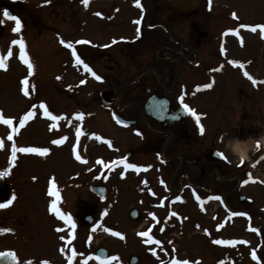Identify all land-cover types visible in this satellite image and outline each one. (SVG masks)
<instances>
[{
  "label": "rangeland",
  "instance_id": "obj_1",
  "mask_svg": "<svg viewBox=\"0 0 264 264\" xmlns=\"http://www.w3.org/2000/svg\"><path fill=\"white\" fill-rule=\"evenodd\" d=\"M114 1L120 6V11L111 14V28L96 39L94 31L99 24L95 21L96 12L109 8L111 10L112 2L89 0L87 7L83 4L68 7L67 42H72L75 48L80 46L75 43L80 38L90 42L82 44L85 51L78 52L80 57L86 55L84 63L93 70L94 63L91 60L95 56L92 55L94 42L101 49L103 42L109 39H116L118 42L120 39L117 40V36H121L120 33L130 26L132 34L129 35V41L133 43L125 55L117 53L115 58L120 62L114 68L122 67L131 77L150 67L154 57L174 58L175 61L171 63L175 67L174 74L168 82L173 87L172 105L179 104L178 97L183 94L184 103L200 115L205 132H199L195 120L188 114L186 124L195 123L194 129L189 128L188 139L191 144L183 149L171 145L170 149L182 152L185 157L195 158L203 166L189 164L188 167L192 170L188 171V180L178 177L183 172L182 169L171 177L164 167L160 168V163L150 148L140 150L141 135L137 134L134 127L122 128L115 124L112 107L119 102L118 107L122 108L123 99L133 95L131 91L135 84L124 91H119L120 87L116 88L115 94L120 99L113 105L106 104L100 95L102 91H106L105 84H97L83 64L75 63L70 48L67 47L65 52L54 39H27L25 46L32 50L28 59L33 64V72L29 74L27 64L20 59L15 45H11L12 40L1 38L0 51L1 55L7 57V67L0 69V114L12 119L13 126L0 123V141L3 142V147L0 148V171L6 165L11 149L12 140L9 141L7 137L13 135L12 127H16L18 119L29 106L30 110L36 111V116L18 128L19 132L14 135L18 141L16 146L18 149L49 148V152L43 156L17 151L16 163L10 164L11 184H8L14 187L12 189L16 196L13 201L16 203L10 210L20 211V219L24 218V224H21L18 233L20 245L25 246L27 239L30 240L27 229L31 228L28 227L31 222L28 221L35 219L37 225L31 234L36 240V255L41 256L47 252L56 254V249L61 246L65 249L60 254L63 257L61 261L65 264H68L67 257L72 254L73 249L77 254L73 257L72 264H84L85 260L87 264H100L94 255L97 248H104L106 257H119L118 261H112L111 264H129L131 255L137 257L134 264H160L161 260L164 264H173L174 259L187 260L189 264H260V260L252 259V252L257 251L254 244L259 239L251 229H247V225L262 223L264 235V159H261L264 157V145L257 147L258 150L250 153L249 159L241 164L239 159L224 149V142L232 136L242 139L252 137L257 141L264 137V37L259 28L253 32L251 27H241L264 25V0H148L147 7L141 12L138 8L135 10L129 6L128 2L133 0ZM143 18L145 24L154 22L155 18L162 21L167 18L180 23L184 30L176 31L179 33L174 35L171 33L167 38L178 40L185 48L170 45L178 53L173 54L159 44H165V40L153 39L148 43H145V39L138 41L133 33L136 25L134 21ZM191 21L207 32V36L200 39L201 44L196 48L202 63L194 69L198 73L195 83L190 82L191 67L186 62L193 59L186 48H193L195 44L185 27ZM99 22L102 24L103 21ZM215 46L222 47V53H225L219 71V67H214L218 55ZM9 47L12 48L11 56H8ZM78 48L80 50L81 46ZM204 51H208L209 55L204 54ZM103 60L101 57L99 63L102 64ZM229 61L239 63L233 65ZM178 65L181 68L179 73ZM210 66L213 77L207 75V68ZM102 69L99 67L105 76L103 78L115 76L105 67L102 66ZM245 71L256 81L255 84L244 76ZM25 79L28 81L29 95V86H47V92L51 96L48 103L50 112L61 116V120H51L48 125L40 118L38 113L43 111L39 108L41 102H30L24 98L22 89L25 87ZM81 80L85 83L80 84ZM206 83H212L213 86L208 89L201 87ZM142 101L140 98L139 107ZM33 105H36L35 109H32ZM79 113H84L82 120L77 118ZM53 124L56 125L55 128H51ZM238 127L243 130L239 131ZM77 128L80 129L79 136ZM151 128H155V125H151ZM62 138L63 143L60 145L51 143L53 139ZM108 141H111V148ZM127 151H135L131 163L140 170L122 166L121 169L109 171L112 162L124 157ZM213 151L223 153L227 161L212 157ZM76 155H80L81 160H77ZM98 160H102L103 164H98ZM249 174L252 179L247 184H242ZM52 178L60 194L57 207L60 211H66V216H71L75 229L64 223V229L57 232L54 230L56 222L52 221L51 226L44 221L49 220L46 213L51 201L55 199L48 193ZM188 182L196 185V188L186 187ZM93 185L106 187V195L102 201L90 193L89 186ZM182 187L185 188L184 192L174 195L176 189ZM205 193L223 196V200L218 202L210 198L211 202L205 201ZM177 196L181 199L176 200ZM224 203L227 210L219 207ZM86 205L89 206V211H93L91 225H86L82 217L78 216L81 207ZM132 208L139 211V219L134 220L128 216ZM173 212L177 215H170ZM232 212H245L248 215L233 216ZM149 213H154L156 219L150 217ZM77 217L80 218L79 222ZM44 223H47V227ZM150 227L149 235L159 239L160 245L145 243L148 237L138 235L149 231ZM105 228L119 231L123 239L113 236ZM69 232L74 233V239L69 238ZM61 235L65 236V241L59 239ZM89 236L91 240L88 239ZM260 238L263 239L264 236ZM216 239H229L235 243L217 245L213 243ZM0 241L2 246H7L6 236H0ZM153 248L156 250L155 256L151 251ZM261 252H264V246Z\"/></svg>",
  "mask_w": 264,
  "mask_h": 264
},
{
  "label": "flooded vegetation",
  "instance_id": "obj_2",
  "mask_svg": "<svg viewBox=\"0 0 264 264\" xmlns=\"http://www.w3.org/2000/svg\"><path fill=\"white\" fill-rule=\"evenodd\" d=\"M95 2H98L99 0H92ZM112 2L111 10L110 8L107 10H103V12L98 11L101 13L100 16L95 15V21L98 22L99 24L96 25L94 31V37L95 39L97 37H100V35L105 34L110 27L109 21L111 20V14H113L115 11L118 10L120 11V6L117 5V3L114 0H109ZM129 6L134 8H138L141 10V7L136 6L134 3V0L132 2H128ZM148 0H141V5L143 8L147 7ZM72 5L75 6H81V0H50V2L45 3L44 0H0V20H3V24H0V39L7 37V39H19L23 37L25 44L27 39H34V40H39L43 41L44 39H54V41L57 42L58 45L61 46V49H63L65 52H67V47L65 45H62L59 41L61 39L65 40L67 42V35H68V7H73ZM135 6V7H134ZM7 8L9 12L12 15L18 16L21 19L22 22V28L20 33H14L12 32V28L15 27V22L7 19L6 17L3 16V9ZM97 13V12H96ZM132 18L129 20V23L131 24ZM164 20V19H163ZM165 18L164 21L155 18L154 22H150L149 24L144 23V18L141 21L139 25L136 24L135 28H133V33L136 34V39L143 40L145 39V43H148L149 40L153 39H158V40H165L166 43H159L163 48L168 50L170 53L173 54H178L176 50L170 47L172 46H181L184 47L183 45H180V42L178 40H169L167 38L168 35L173 33H179L176 31L179 30H184L183 27H181L180 23L175 22L174 19H172L174 22L171 21V19ZM99 21H103L102 24ZM124 21V19H123ZM136 21V20H135ZM126 25V24H125ZM130 27V26H129ZM129 27L125 28L121 34V36H117V40L120 39V41L116 43H112V40L109 39L107 42H103L101 46L102 49L99 47V44H96L97 42H94V47L92 55L94 56L93 59L91 60L94 63V69L98 75L102 77V80L97 81L95 78L93 80L97 84H105L106 91L101 92V99L104 101V95L103 93H106V97L109 99V102H105L106 104L113 105L116 103L117 99H120V96L118 97L115 93L116 88L120 87L119 91H124L126 88H128L131 84H135L134 89L131 91L133 92V95L130 96L128 99H123L122 103L123 106L122 108L118 107V103L115 104V109L117 111H112V113L116 112L118 113L123 119L132 121L128 125H121L118 124L115 119L113 118L115 124L119 127L122 128H128V127H134L135 131H139L141 135V142H140V150L150 148V151L156 155V160L160 163V168H165L167 172L171 174V177L174 176L173 174H176L179 172V170H183L181 175H178V177L184 178L185 180L189 179V172L192 169H190L188 166L189 164H198L199 167H202L199 161H197L195 158L192 157H185L182 152H176L172 151L170 149L171 145H175L176 147H179L180 149L187 148L191 144L190 139V133L189 130L194 129V125L192 122H190V125L186 124L187 120V115L185 113V116L182 121L176 120L169 124L168 126H161L159 125L151 116L145 113L143 110V107H139V102L140 98L143 99L142 104L144 100L150 95V94H155L156 96H163L166 97L169 100V108L170 109H175L177 107H180L181 104H176L172 105L173 100V87L171 86L169 80L171 79L172 75L174 74V65L172 66V62L175 61L174 58L170 57H154L153 62L151 63V66L148 68L142 69L139 73H137L136 76L131 77L125 69H122V67L114 68L116 65L120 62V60L116 59L117 53L125 55V52L129 49V46L131 43L129 41V35L132 34L131 30H129ZM140 28V33H137V28ZM186 27V32L189 35V37H192L194 39V47L193 48H186V50L190 53L191 57L193 58L192 60H187V64L190 68V75H191V81L190 82H196V77L198 76V73L194 71L197 66L201 65L202 60L199 54H197V49L198 46L201 44L200 39L205 38L207 36V32L205 30H202L199 28L198 24H196L194 21L188 22L185 25ZM94 28V27H93ZM111 28V27H110ZM118 35V34H117ZM148 35V37H146ZM124 38V39H121ZM82 38L78 39L81 40ZM116 41V39H114ZM144 43V44H145ZM81 46V49L79 50L77 46L76 50L78 55L80 56L79 52L85 51L84 48H82V44H79ZM107 45V46H105ZM159 45V46H160ZM158 46V45H157ZM15 50L17 51L18 55H20V50H19V45H15ZM218 55L216 56V61L214 67L217 68L219 67V70L221 69V65L224 59V54L222 53L221 49L222 47H214ZM28 47L25 46V52L27 56L32 54V50H29L28 52ZM55 51H58V49H55ZM79 51V52H78ZM214 51V50H213ZM36 53V52H34ZM208 53L204 51V54ZM217 54V53H216ZM1 55V51H0ZM209 55V53H208ZM86 55H82L81 59L84 61ZM103 57L102 64H100L99 59ZM205 57V56H204ZM208 59V58H206ZM183 60H185L183 58ZM185 62V61H184ZM111 64V65H110ZM114 64V65H113ZM102 66L105 67L108 71H112L115 76H109L108 79H105L103 77L104 74L100 72L99 67ZM119 66V65H118ZM161 67V68H160ZM184 66H182L183 68ZM113 68V69H112ZM214 68V69H215ZM103 70V69H102ZM181 70L180 66H177V72L179 73ZM218 70V71H219ZM213 69L207 68V75L212 76ZM214 72H217L214 70ZM177 73V74H178ZM210 77V78H211ZM212 80V79H211ZM172 81V80H171ZM34 83V81H32ZM174 83V82H173ZM29 86V85H28ZM166 86H170V89H167ZM156 87V88H155ZM31 89L30 93L31 95L29 96H24L25 100L32 101V102H43L47 106L48 110L50 111V107H48L49 100L51 96L47 92V86H41V84L37 85H32L29 86ZM34 88V90H33ZM141 89V90H140ZM143 96V97H142ZM29 103V102H28ZM31 109V106H29L28 109L24 110L23 114H25L28 110ZM21 115L20 119L23 118L24 115ZM39 116L40 118L47 122L48 125L51 123V118L46 117L43 115V111H39ZM10 119V118H9ZM33 120V118H32ZM167 121L168 119H164ZM190 121V119H188ZM30 121V120H29ZM194 122V121H193ZM151 125H155V128H151ZM13 126V124H12ZM9 127V126H8ZM20 124L17 123L16 128L19 132ZM190 128V129H189ZM239 131H242V127H238ZM16 132V133H17ZM15 133H13L12 137V144H11V149L10 153L5 161L6 165L3 167V170L12 168L10 164L14 165V162H10V156L12 152V146L16 142H18L16 139ZM180 140H184V143H181ZM18 149V147L16 146ZM135 151H127L124 155V157H119L116 161L123 160L125 163H131L132 161V155ZM18 154V153H17ZM16 154V155H17ZM22 155V154H21ZM183 157H182V156ZM187 155V154H186ZM217 159V158H216ZM221 159V158H220ZM16 163V162H15ZM124 164H119L118 166L115 165H110L109 169H121ZM17 167V164L16 166ZM92 169L94 168V165L91 167ZM2 170V171H3ZM187 170V171H186ZM111 171V170H109ZM204 171V169H203ZM202 171V172H203ZM166 172V173H167ZM202 174V173H201ZM162 177H165L164 175L161 174ZM202 176V175H200ZM9 175L5 177H0V203H5L7 200L11 199V195H14V187H10L8 183L9 181ZM168 178V177H167ZM11 184V183H10ZM186 187H195L196 185H193L191 183H187ZM105 188V195H106V187ZM185 188H179L176 189V193L174 195H179L183 193ZM89 191H90V186H89ZM204 191V190H203ZM90 193L94 195L91 191ZM212 194L205 193L204 200L209 201L211 198ZM214 196V195H213ZM239 199H241V196H239ZM16 202H13L10 206H7L5 208L0 209V228H8L11 229V231L2 233L0 236L4 235L8 238V244L7 246L3 244L0 241V252H6V251H12L16 254L17 261L16 264H25V261L31 260L33 261V264H41L42 261H48L49 264H65L62 263L61 259V246L56 249V254H51V252H47V254L44 255H36V240H34L33 234L31 232L34 231L36 228V220L32 219L29 224L27 231L30 232V240L27 239L26 245L21 246L20 245V240L18 238V233L20 232L19 228L21 224H24V218L20 219V211H11L10 209L15 205ZM89 206H83L80 209V214L78 215L82 221L86 225H91L87 224L85 222L84 216L90 214L92 216V221H93V211H89ZM4 210V211H2ZM7 210V211H5ZM63 214L65 212L61 211ZM264 213V211H262ZM46 217L49 220H44L47 221L51 226H52V221L56 222L57 224L54 225V230L57 228H61L62 230L64 229V223L66 224L65 221L59 220L58 217L56 216L55 213L51 211H47ZM79 217H77L78 222L80 221ZM45 219V216H44ZM47 224V223H46ZM45 227H47V225ZM50 226V227H51ZM263 224H254V225H247V229L250 230L251 228H256L259 230V232H254L250 230L252 233L256 234L258 236V241L254 244L257 246V251H256V256L257 260H260V264H264V252H261L263 246H264V238L261 239V236L263 235V230H261ZM229 240V239H228ZM4 243V242H3ZM64 248V247H62Z\"/></svg>",
  "mask_w": 264,
  "mask_h": 264
},
{
  "label": "snow or ice",
  "instance_id": "obj_3",
  "mask_svg": "<svg viewBox=\"0 0 264 264\" xmlns=\"http://www.w3.org/2000/svg\"><path fill=\"white\" fill-rule=\"evenodd\" d=\"M44 2L45 3H48V2H50V0H44ZM134 2L136 4V6L141 7V10L143 11V7L141 5V0H134ZM209 2H210V0H209ZM81 3L85 7H87L88 4H89V0H81ZM96 15L97 16H100L101 13L97 12ZM3 16L6 17L9 20L15 22V27L12 28V32H14V33H20L21 32L22 22H21V19L18 16L12 15L7 8L3 9ZM233 16H235V13H233ZM3 22H4L3 20H0V24H3ZM134 23H136L137 25H139L141 23V21L138 19V20L134 21ZM241 27L242 28L243 27H251V30L253 32H255L257 30V28H259L261 30L260 31L261 36L264 37V25H255V26L241 25ZM229 31H231V30H229ZM137 33H140V28L139 27L137 28ZM121 39H124V38H121ZM59 42L62 45H65L66 47H68V48L71 49V54L75 58V63L76 64H78V65L83 64V67L97 81L102 80V77L100 75H98L95 71H93L86 63H84V61L81 59V57L77 54V50L73 46L72 42H70V41L69 42H66L63 39H61ZM75 43L76 44H88L90 42L89 41H86V40H77ZM112 43H116V41L113 40ZM11 45H19L20 59L25 64H27L28 72H29V74H31L33 72V64L29 62L28 56H27V54L25 52V41H24L23 37H21L19 39L12 40L11 41ZM105 46H107V45H105ZM221 51H223V48L221 49ZM11 55H12V48L9 47L8 56H11ZM6 60H7V57L6 56L0 55V69H3V68H6L7 67ZM229 63L235 65V64H238L239 62L238 61H229ZM240 66L243 67L242 64ZM217 70H219V69H217ZM243 74L249 80H251L254 84L256 83V81L249 75L248 72L245 71ZM57 79H59V77H57ZM27 83H28V81L25 79L23 81V84L25 85V87L22 89L23 94L26 97L29 95V90H28V87H27ZM84 83H85L84 80H81L80 81V84H84ZM212 86H213L212 83H206V84H203L201 87H203L205 89H208V88H211ZM33 90H34V88H33ZM178 100H179V102H180V104L182 106V111L185 112L186 114H189L195 120V123H196V125L199 128V132L201 134H204L205 128H204V126L201 123L200 115H198L197 112L194 109L190 108L187 104L184 103V96H183V94L178 97ZM35 108H36V105H33L32 106V109H35ZM39 108L40 109H43V115L44 116L50 117L51 120H53V121H59V120L62 119V117L59 116V115H53V113L48 110L47 106L43 102H41L39 104ZM34 116H36V111H34V110H28L24 114L23 118L19 120L20 126H23L26 121L31 120ZM83 116H84V113H79L77 115V118L82 120L83 119ZM116 122L117 123H123L118 118H117ZM0 123H3L4 125L11 126L13 124V120L12 119H9V118H5L3 116V114H0ZM55 127H56L55 124L51 125V128H55ZM17 131L18 130L16 128H12V132L13 133H16ZM76 131H77V135L79 136L80 135V129L77 128ZM137 134L140 135L139 131H137ZM7 139L9 141H11L13 139L12 135L10 134L7 137ZM63 139L64 138H62V139H53L51 141V143L53 145H60V144L63 143ZM97 139H100V137L97 136ZM107 143H108V146L111 148L112 147L111 141H108ZM2 147H3V142L0 141V148H2ZM257 147L258 148L260 147L259 142H257ZM17 151H19L20 153H39L41 156H43V155H45V154H47L49 152V148H47V147H20L19 149H17L16 146H15V144H13V146H12V152H11V156H10V162H14L15 161ZM216 155L218 157H220L221 159L227 161V157L224 156L223 153L216 152ZM76 159L77 160H81L80 155H76ZM261 159H264V157H261ZM83 162L86 163L87 161H83ZM97 163L98 164H103V161L102 160H98ZM118 163L119 164H124L125 168H128V169H137V171L140 170V169L137 168V165L132 164V163H125L124 160H119V161H115L114 160L112 162L113 165H116ZM240 163L243 164L244 163V160H240ZM104 167H108V165H104ZM148 167H151V166L149 165ZM144 170L146 171L147 168H145ZM10 171H11L10 169H6V170H3V171H0V177H5V176L9 175L10 174ZM104 178L107 179L106 176ZM33 179H36V178L33 177ZM251 179H252L251 174H249L248 175V179L247 180H243L242 181V184H247L249 182V180H251ZM145 183H146V181H145ZM50 185L51 186L48 189V193H49L50 196H54L55 199H53L51 201V205H50L49 211L55 213L59 220L65 221L66 223H68V224L71 225V228L72 229H75L76 228V225L74 223H72L71 216H66L57 207V203L60 200V194H59V191H58V189L56 187L54 178H52L50 180ZM15 199H16V196L13 195L12 198L9 199V200H7L5 203H0V209L5 208V207L11 205ZM175 199L176 200H180L181 197L180 196H177ZM197 199H199V197H197ZM215 199L220 200L221 197L216 196ZM106 213H107V210L105 209V213L104 214H106ZM148 215L150 217H152L154 220L156 219L154 213H149ZM170 215L175 216L177 214L173 212V213H170ZM231 215H233V216H235V215L246 216L248 214L245 213V212H232ZM250 219L251 218L249 217V221H250ZM250 227H251V224H250ZM104 230L107 231V232H110L115 237H120L121 239H123V235L119 231H113L110 228H105ZM251 230L254 231V232H259V230L256 229V228H251ZM9 231H11V229H8V228H0V234L6 233V232H9ZM56 231L57 232H60V231H62V229L61 228H57ZM150 231H151V227L149 228V231L140 232V233H138V235L141 236V237H148V240L145 241V243L154 242L156 245H160L161 244V241L159 239H154L153 236H150L149 235V232ZM160 231H163V228H160ZM205 231H207V230H205ZM68 236H69L70 239H74V233L73 232H69L68 233ZM59 239L61 241H65V236L64 235H61L59 237ZM88 239L91 240V236H89ZM213 243L214 244H217V245H220V244H233V243H235V241L216 239V240L213 241ZM243 243H247V241H243ZM64 251H65L64 248H61L60 249V252L61 253H63ZM151 251H152V254L155 256L156 255V250L153 248V249H151ZM76 254L77 253L73 249L72 250V254L67 257L68 264H72L73 257ZM91 258L92 257H89V259H91ZM95 259L98 260V261H100V264H111L112 261H118L119 260V257L116 256V255H113V256H108V257H105V258L101 259V257L99 255H97L95 257ZM252 259L253 260H256L257 259L256 252L255 251L252 252ZM16 261H17V257H16V254L14 252H12V251L0 252V264H16ZM25 264H33V261H31V260L25 261ZM41 264H49V262L45 260V261H42ZM84 264H87V260L84 261ZM160 264H164V261L161 260L160 261ZM173 264H189V261H187V260H175L174 259L173 260Z\"/></svg>",
  "mask_w": 264,
  "mask_h": 264
},
{
  "label": "water",
  "instance_id": "obj_4",
  "mask_svg": "<svg viewBox=\"0 0 264 264\" xmlns=\"http://www.w3.org/2000/svg\"><path fill=\"white\" fill-rule=\"evenodd\" d=\"M104 95V101L105 102H109V99L106 97V93H103ZM143 110L145 111L146 114H148L149 116H151L159 125L161 126H168L169 124H171L172 122L176 121V120H180L182 121L184 116H185V112L182 111V107H177L175 109H170L169 108V100L166 97L163 96H156L155 94H150L144 101L143 105ZM113 116L115 118V120H117V118L122 121L123 123H118L121 125H128L130 124L132 121L123 119L120 115H118L117 113H113ZM164 119H168L167 121H165ZM212 157L220 159V157H218L216 155V151H213L211 153ZM124 160V159H123ZM118 164H116L115 166H118ZM90 191L96 195L98 197V199L100 201H102L105 198V188L103 185H93L90 187ZM128 216L131 219L137 220L140 218V213L136 208H132L129 210L128 212ZM84 220L86 223L91 224L92 223V216L90 214L86 215L84 217ZM99 255L101 257V259L106 257V250L104 248H98L95 250V256ZM129 264H134L137 262V257H135L134 255H131L129 257L128 260Z\"/></svg>",
  "mask_w": 264,
  "mask_h": 264
},
{
  "label": "clouds",
  "instance_id": "obj_5",
  "mask_svg": "<svg viewBox=\"0 0 264 264\" xmlns=\"http://www.w3.org/2000/svg\"><path fill=\"white\" fill-rule=\"evenodd\" d=\"M257 142L264 145V137L257 141L252 137L242 139L239 136H232L224 142V149L237 159L246 161L249 159L250 153L258 150Z\"/></svg>",
  "mask_w": 264,
  "mask_h": 264
}]
</instances>
